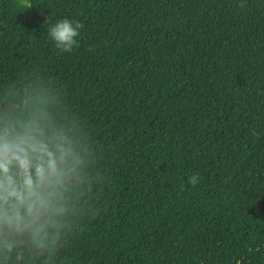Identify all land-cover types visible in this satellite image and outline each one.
I'll return each instance as SVG.
<instances>
[{"label": "trees", "instance_id": "obj_1", "mask_svg": "<svg viewBox=\"0 0 264 264\" xmlns=\"http://www.w3.org/2000/svg\"><path fill=\"white\" fill-rule=\"evenodd\" d=\"M26 2L0 0V128L39 120L82 163L60 230L0 232V264H264V59L216 56L210 0Z\"/></svg>", "mask_w": 264, "mask_h": 264}, {"label": "clouds", "instance_id": "obj_2", "mask_svg": "<svg viewBox=\"0 0 264 264\" xmlns=\"http://www.w3.org/2000/svg\"><path fill=\"white\" fill-rule=\"evenodd\" d=\"M84 25L58 21L49 30L56 49L70 52ZM82 163L71 140L46 130L39 120L6 123L0 128V232L27 236L43 249L52 233L63 226L66 192ZM198 176L189 177L195 187ZM4 247L12 250L7 240Z\"/></svg>", "mask_w": 264, "mask_h": 264}, {"label": "rangeland", "instance_id": "obj_3", "mask_svg": "<svg viewBox=\"0 0 264 264\" xmlns=\"http://www.w3.org/2000/svg\"><path fill=\"white\" fill-rule=\"evenodd\" d=\"M210 10L219 59H264V0H210Z\"/></svg>", "mask_w": 264, "mask_h": 264}]
</instances>
